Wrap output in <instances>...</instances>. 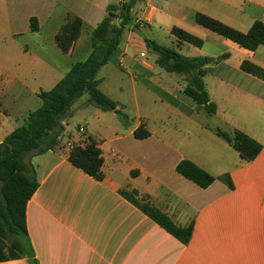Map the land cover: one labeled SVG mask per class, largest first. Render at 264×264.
Segmentation results:
<instances>
[{"label":"crops","instance_id":"1","mask_svg":"<svg viewBox=\"0 0 264 264\" xmlns=\"http://www.w3.org/2000/svg\"><path fill=\"white\" fill-rule=\"evenodd\" d=\"M113 3L118 2L0 0V143L41 106L38 93L50 90L72 64L88 57L91 31ZM132 13L133 23L96 76L116 110L94 108L84 94L62 124L60 144L30 158L38 187L25 213L35 264H264V77L240 69L246 61L264 71V45L245 50L192 18L200 13L246 33L254 22L264 23V0H139ZM69 16L79 24L58 44L56 35ZM31 18L38 22L36 32L30 30ZM161 27L169 35L178 27L203 40L201 48L177 46L170 35L172 48L185 57L214 61L227 55L203 68L204 89L216 107L213 115L183 93L185 75L157 66L158 54L144 40H152L145 34ZM110 63L131 85H118L117 99L103 87L102 72ZM131 108L135 122L115 120L118 111ZM77 112L84 114L77 128L83 126L84 137L101 150V181L68 160V144L80 134L68 127ZM140 125L149 132L141 140L133 137ZM217 131L229 137L241 132L261 149L246 162ZM182 161L214 181L200 188L187 180L176 172ZM121 191H136L135 202L149 204L176 226L192 223L188 243L161 228Z\"/></svg>","mask_w":264,"mask_h":264},{"label":"trees","instance_id":"2","mask_svg":"<svg viewBox=\"0 0 264 264\" xmlns=\"http://www.w3.org/2000/svg\"><path fill=\"white\" fill-rule=\"evenodd\" d=\"M138 1L128 0L108 5L107 16L91 31V52L88 57L72 64L68 73L50 90L38 93L41 106L29 112L24 123L0 143V263L34 258L25 213L26 205L38 187L30 163L31 156L53 150L60 144L62 124L69 117L72 104L84 94L88 95V103L95 108L103 112L116 110L117 104L99 90L96 76L99 69L115 54L124 31L133 23L132 12ZM192 18L196 25L245 50L252 52L264 45V23L260 21L254 22L246 33H242L200 13H195ZM116 20L119 22L114 24ZM78 24V19L69 16L56 35V42L62 44L67 36L74 33ZM30 30L38 31L35 18L30 19ZM169 33L176 39L177 46L184 43L196 48L203 46L201 38L181 28L172 27ZM144 41L148 48L158 54L157 66L169 73L185 75L183 93L207 115H213L216 107L209 101L204 89L203 68L206 63L217 62L227 55L214 61L200 57L189 58L179 54L175 48L159 45L153 40ZM240 69L258 78L264 77V71L249 62H242ZM118 114L122 112L118 111ZM217 135L227 141L246 162L253 160L261 149L260 144L238 131L232 137L220 131H217ZM148 136L149 132L144 125H140L133 133V137L139 140ZM68 160L96 181L103 179L102 153L98 143L91 137H87L81 144H73ZM176 172L200 188H206L214 181L212 176L189 161L180 162ZM223 179L231 185L228 177ZM121 195L182 244L188 243L192 235V223L186 227L176 226L167 215L149 204L140 205L135 202L134 198L138 196L136 191H121Z\"/></svg>","mask_w":264,"mask_h":264},{"label":"rangeland","instance_id":"3","mask_svg":"<svg viewBox=\"0 0 264 264\" xmlns=\"http://www.w3.org/2000/svg\"><path fill=\"white\" fill-rule=\"evenodd\" d=\"M125 1L128 0H117V2L123 3ZM155 4H157L156 2H154ZM133 15H135L134 13H132ZM117 22H119L117 20ZM138 25H141V27L144 29L146 26L145 24H143V22H140ZM145 37L152 39L154 41H156L158 44L165 46V47H174V44H171L172 42V37H170V35L166 32V29L161 27L159 28H155L152 29V31L147 32L145 34ZM185 52V51H184ZM119 70L115 69V67H113V65L110 63L102 72V75L104 74L106 79L105 82L103 84V87L108 90L107 93H109V95H111V97L117 99L119 94L116 91V88L118 85H124L125 87L130 88L131 85L128 83V81H126L127 79H125L124 81H122L121 77H119ZM129 92V91H128ZM127 96L130 98L131 94L127 93ZM87 97V95H84L82 98ZM132 105V104H131ZM95 108V107H94ZM84 114L83 113H74L72 116L71 121L68 124L69 129L75 130L77 126H79L81 123L84 122ZM71 117V115H70ZM115 120H124V122L126 123H131V122H135L136 121V116L134 114V110L133 108H131L130 112L124 113L122 112V114H118L117 117H115ZM121 118V119H120ZM129 120V121H128ZM122 122V121H121ZM85 135L83 134H78L76 136H74L73 139V144H81L82 142H84L86 140V137H84Z\"/></svg>","mask_w":264,"mask_h":264},{"label":"built area","instance_id":"4","mask_svg":"<svg viewBox=\"0 0 264 264\" xmlns=\"http://www.w3.org/2000/svg\"><path fill=\"white\" fill-rule=\"evenodd\" d=\"M77 131H78V133H80V134H83L84 133V127L83 126H80V127H78L77 128ZM72 144L70 145V144H68V147L70 148V149H72Z\"/></svg>","mask_w":264,"mask_h":264},{"label":"water","instance_id":"5","mask_svg":"<svg viewBox=\"0 0 264 264\" xmlns=\"http://www.w3.org/2000/svg\"><path fill=\"white\" fill-rule=\"evenodd\" d=\"M29 264H35V260L34 259H29Z\"/></svg>","mask_w":264,"mask_h":264}]
</instances>
